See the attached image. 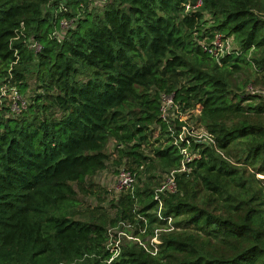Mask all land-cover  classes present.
<instances>
[{"label":"trees","instance_id":"obj_1","mask_svg":"<svg viewBox=\"0 0 264 264\" xmlns=\"http://www.w3.org/2000/svg\"><path fill=\"white\" fill-rule=\"evenodd\" d=\"M86 1L0 0V264H264V95L245 90L264 72V0H106L100 11L83 10ZM78 14L50 39L61 17ZM215 32L236 52H205L198 41ZM31 73L42 91L13 116L10 89L21 95ZM162 93L199 110L216 148L191 143L200 158L176 174L175 192L156 199L148 186L119 200L109 223L131 219L134 237L161 231L156 252L131 239L114 251L99 207L72 216L71 184L83 190L104 168L111 141L116 162L139 166L149 143L150 167L176 170L181 145L160 117ZM156 127L165 142L149 141Z\"/></svg>","mask_w":264,"mask_h":264},{"label":"rangeland","instance_id":"obj_2","mask_svg":"<svg viewBox=\"0 0 264 264\" xmlns=\"http://www.w3.org/2000/svg\"><path fill=\"white\" fill-rule=\"evenodd\" d=\"M102 7L96 8V11H100ZM89 11V10H88ZM205 19H209V15L205 16ZM210 24V21H208V24ZM232 41V46L237 47L235 42ZM232 49V48H231ZM86 72L80 73L77 75L76 79H83ZM264 72L258 73V77L260 78L259 83H248L245 86V90H247L248 87L249 90L253 89L257 93L264 95ZM37 80L35 77L34 73H31L27 75V88L24 92H21V98L23 101V106L24 109H27V106L30 104H33L34 99L36 98V95L42 91L41 89L38 88ZM15 100L17 101V97H20L18 94L14 93ZM0 105H3L2 100L0 99ZM21 107V106H20ZM178 108H181V112L185 110L186 115L188 116V122L192 121V123H197L195 122L196 117L198 114L196 113L195 117V112H192V109H197L195 107H189L182 109V105L179 106ZM170 109V117L171 115L174 114L175 111H177V108L175 106H172ZM198 110V109H197ZM9 116V114H7ZM170 117H166L168 119L166 123L168 125L170 124L169 121H172ZM174 123V122H173ZM172 123V124H173ZM190 122V124H192ZM200 125V124H199ZM202 126V125H201ZM199 126L198 128H202ZM168 135L165 136L163 132L159 130V127H156L153 129V133L150 135V140L149 141H154L156 139H159L161 141L165 142V139H167ZM157 144V143H156ZM152 146L148 143H144V145L141 147V151L143 152V155H145L147 160L143 161L140 163L138 166L135 163H132L130 159L127 157H122L118 162H116V159L118 157V153L115 150L114 143L111 141L109 145L106 148V152L108 154V158L105 162L104 168L98 171L94 176L88 178L84 183H83V190L79 188L76 184H71L75 191H76V205L75 208L73 209V217L77 219L84 220L89 216V213L91 210H95L96 207H99V211L97 212L98 214L100 212H103L106 214L107 217V229L108 232L113 233L116 232L118 235V231H120L118 228L116 229V224L118 223L117 221L114 222L116 223L115 225H112V223H109V221L113 219H117V214L120 211H123V206L120 205L119 200L120 199H125L127 196V192L125 191H118L115 189L116 186V178L119 170L122 167H127L130 170H134L136 172V182H135V189L143 191L145 187H150L151 191H154V197H156L160 194L158 193V187L161 183V181L164 179V175L167 173H163L160 168H155V165L152 162V167L151 165V159H152ZM142 166V167H140ZM93 193V194H92ZM159 208V205H158ZM151 212L156 213L157 216L159 217V210L154 208ZM96 213V214H97ZM120 221V220H119ZM125 222H128L127 227H123L120 222L119 226H121L125 232L126 236H122L124 239L123 240H129L130 241H135L138 243H143L144 246L148 249H153L154 247L158 246V238L156 234L160 233V229L154 227L152 232L150 233H141L139 236L134 237L135 234H133V230L135 229V222L131 221V219L127 218L123 220ZM172 220L169 219L168 223H171ZM119 236V235H118ZM127 236L129 238H127ZM131 236L133 238H131ZM121 240V239H120Z\"/></svg>","mask_w":264,"mask_h":264},{"label":"built area","instance_id":"obj_3","mask_svg":"<svg viewBox=\"0 0 264 264\" xmlns=\"http://www.w3.org/2000/svg\"><path fill=\"white\" fill-rule=\"evenodd\" d=\"M106 3V0H87L84 5H81V7L87 10L91 9H96L98 7H103ZM201 5V2L198 1L194 6H190L189 4H185V11L194 9ZM66 12L68 9L63 5L60 4L57 7V12ZM79 14L75 15L73 17H61L58 22V26L54 28V30L50 33L49 37L50 39L60 42L62 39V36L66 34L67 31L73 29L75 27V22L78 19ZM15 38H18L16 36ZM232 38L231 37H225L222 34L219 33H213L211 36H204L201 40L198 41L199 45L201 48L207 52L210 56L218 59L219 57H222L226 54H230L233 52H236L237 48L232 46ZM25 45L28 47V49L32 50L34 53H37L41 50V44L35 40L33 37H28L24 40ZM232 48V49H231ZM250 87L247 88L248 92L255 94L257 93L253 89H250ZM6 91L2 89L1 95H3ZM14 93L18 94L20 97H17V101L15 100ZM10 97H11V103H10V112L11 115H19L24 109L23 101H22V96L18 93L16 88H11L10 89ZM21 106V107H20ZM172 106H175L177 108V111L174 112L173 115H170V109ZM180 105L175 102L174 100V94L170 93H162L160 95V117L165 121L168 122L166 117H170L172 121L177 120L179 122V128L176 131L175 125L176 123L174 122L173 124L171 121H169V127L168 131L170 132V138H171V143L172 145H176L181 147V153L182 157L180 160V165L176 170H172L169 173L165 174L164 179L161 181L159 187H158V193L160 194H168V193H173L176 191V174L177 173H182V172H189L190 167L188 166L190 163L194 162L195 160L200 158V151L198 148L190 149L191 143H197L199 145H207L210 147H215L216 148V141L212 137L211 134H209L204 127L201 126L198 116H199V110L197 109H192V112H195V122L197 123H192L188 122V116L186 115L185 110L181 112V108H178ZM201 126L202 128H198ZM182 143V144H181ZM142 167V166H140ZM135 182H136V172L134 170H130L127 167H122L116 178V186L115 189L118 191H125L127 193H130L133 195L134 193V188H135ZM159 194V195H160ZM159 195L157 196L156 194V199L159 198ZM160 206V205H159ZM160 210V207H159ZM135 218H140L141 220H144V218L139 215L135 214ZM135 219V220H136ZM119 222L123 227H127L126 224L128 222H125L123 220L118 221V223L115 225L116 229L118 228L120 231H118V235L116 232L108 234L110 235V241L108 243V246L112 248V250L115 251L116 247L119 246L120 244V239H123L122 236H126L125 232L122 227L119 226ZM123 231V232H122ZM140 232L144 233L145 230L140 228ZM113 235H116V238L113 237ZM127 238H129L127 236ZM132 238V236H131ZM141 244L144 248V244L141 242ZM147 249V248H146ZM152 251L156 252L157 247H154L151 249ZM115 253L114 255H116Z\"/></svg>","mask_w":264,"mask_h":264}]
</instances>
